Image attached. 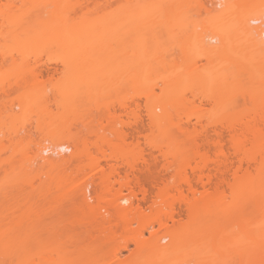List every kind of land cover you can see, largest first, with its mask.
<instances>
[{
    "label": "rangeland",
    "instance_id": "1",
    "mask_svg": "<svg viewBox=\"0 0 264 264\" xmlns=\"http://www.w3.org/2000/svg\"><path fill=\"white\" fill-rule=\"evenodd\" d=\"M211 1L214 2L0 0V87H7L5 94L0 91V207H8L10 211V216L4 217L0 208L1 221L17 222L23 197L36 187L40 186L38 189L41 190L48 184L50 174L73 170L74 166L66 169L64 165V159L75 148L73 144H77L70 139V134H75L78 141L79 138L80 141L87 138L85 142L93 140L94 143L98 135L114 138V133L119 132L126 136L122 143L125 148L132 150L134 155L141 153L144 156V160L139 161L131 171L125 167L118 168L108 189L100 184V177L110 171L114 160L102 161V170L87 169L83 174L78 173L67 185L59 211H50L55 202L43 212L42 236L44 241L46 239L43 247L52 243L55 244L51 246L64 244L60 247L64 255L62 259H57L56 264H106L107 256L111 255L107 254V250L112 248L115 253L110 264L136 259L133 243H129L126 249L121 241L114 243L115 248L108 247L105 236L99 235L100 231L102 234L106 230L109 218L121 212V206L127 211L126 231L138 234L144 245L140 257L151 264H169L170 254H164L166 259L162 260L164 255L158 250V244L170 242L166 229L187 220L185 202L176 203L180 214L175 216L174 221L166 220L167 224L162 227L157 223L148 226L138 218L164 210L162 194L167 191L176 194L172 186L177 171L197 179L199 171L186 166L182 158L190 155V160L197 161L198 158H192L191 154L200 147L201 152L207 151L208 158L212 160L228 158L232 161L217 166L211 160L212 167L204 172L212 175V181L206 184L195 181L194 190L188 189L187 185L182 186L187 201L198 200L219 188L224 199L231 202L235 176L238 174L241 177L246 168L254 170L255 163V166L250 163L249 167L244 163V168H238L237 157L240 155H236L230 146V134L237 130L241 140L247 139V150L250 151L253 147L258 150V143H261L259 150L264 153V122L247 128L250 134L246 133V128H243L244 131L240 127L231 131L225 128L226 124L222 126L224 123L218 125L216 121L215 126L214 123L210 125V121L220 118L225 121V118L236 114L249 117L256 107L253 102L264 100V53L250 51H254L257 45L252 44L246 27V18L256 15L264 0H247L232 7L229 15L223 11L220 14L212 11ZM78 3H82V10L81 7L76 10ZM227 32L229 37H225ZM211 36L216 39L210 40ZM206 95H212L210 97L214 100L207 98L199 102L198 97ZM126 99L134 100L130 106L134 111L129 112L132 111L129 109L125 114L117 102ZM157 125L161 128L155 127ZM178 128L184 130L183 135ZM251 129L262 132L258 136ZM240 131L246 133L243 138ZM60 132L64 133L63 140L70 146L69 150L38 151L41 145L52 148L53 143L59 142L55 136ZM251 135L253 138L257 135L255 138L258 139H252ZM177 137L183 139L182 142L185 140L183 146L180 140L178 148V142H175L176 146H170L178 140ZM194 139L199 144L193 142L192 145L196 146L192 151L188 147ZM217 140L223 142L220 143L224 156L219 154L215 144L214 147L212 145ZM89 142L90 151H95ZM80 143L79 148L83 145ZM253 143L256 146H251ZM166 149L176 152L180 149L177 154L181 151L186 153L184 156L176 154L178 160L173 161L172 156H164ZM61 156L65 158L62 157V160ZM45 158H50L51 162H46ZM194 164L190 161V166ZM125 178L139 179L147 190L146 194L142 196L137 192L133 195L130 190L120 189L115 181ZM120 194L128 197L129 202H121L118 199ZM49 197L47 192L39 194L38 198L46 202ZM244 211L250 219L247 221L238 216L239 222L244 221L239 225L246 233L243 239L248 235H258L261 216L258 205L252 200L244 206ZM81 212L86 218L83 224L66 221L71 215L78 218ZM60 217L62 223H55ZM8 223H3L5 228ZM29 227L27 221L10 230L20 241L23 232L30 234L25 251L35 253L34 233ZM235 228L238 229L237 226ZM69 233L74 239L70 242L67 240ZM163 235L165 240L159 239ZM81 238L85 239V252L79 243ZM18 240L15 250L19 257L25 252ZM220 246L223 244L216 248ZM222 250L227 248L223 246L219 249L224 255ZM232 255V258L228 257V251L226 261H218V264H264V251L255 244Z\"/></svg>",
    "mask_w": 264,
    "mask_h": 264
},
{
    "label": "bare ground",
    "instance_id": "2",
    "mask_svg": "<svg viewBox=\"0 0 264 264\" xmlns=\"http://www.w3.org/2000/svg\"><path fill=\"white\" fill-rule=\"evenodd\" d=\"M245 1H247V0H214V2L211 1L213 3V7H212L213 10L212 11L219 12V14L222 13V11H223V13H225V15H229L232 7L239 6ZM87 2H89V1H87ZM83 3H85V2H83ZM78 7H81L80 9L82 10L83 9L82 3L81 4L78 3L76 10L78 9ZM85 7L87 8L86 5H85ZM218 7H220V8H218ZM74 9H75V7H74ZM246 21H247L246 27L248 28V30L250 32L251 42H252V44L257 45V46H255L254 51H252L251 49H250V51L255 52L256 54L264 53V3L262 4L260 11L254 16L247 17ZM226 27L228 28L229 24H227ZM225 37H229L228 32L226 33ZM209 39L215 40L216 37L211 36ZM262 57H264V55ZM11 85L12 84H10V87H11ZM1 87H0V91L5 94L7 91V89H6L7 87L6 88L5 87L1 88ZM62 94H65V91H62ZM196 96H198V95H196ZM196 96H194V99L196 98ZM210 96H212V95H209V97H208V95H206V97L204 96V98L198 97V98H200L199 102L202 103L203 100H205L207 98L208 99L210 98L209 100H211V98L214 100V98L210 97ZM133 101L134 100H132V99H131V101H128L127 99L122 100V101L118 100L117 105L126 114V113H128L129 109H131L130 106H131V103ZM184 102H185V98H184ZM253 103H254V107L255 106L256 107L254 108L255 110H253V114L249 115V117L245 116L243 118V116H244L243 114H240V115H242V117L239 114H236L232 118L229 117L230 120L226 121V119H229L228 117L225 118V121H224V118H220L221 122L219 119H218L219 121L213 119L215 122L213 120H211L210 121L211 124L210 123H208V124L212 125L214 123V125L215 124L217 125V123H216V121H217L218 125L219 124L221 125V123H224V124H222V126L226 124L225 128H230L231 131L233 129L239 128V127L241 129L246 128L245 130L247 133V131L249 132V130L247 128H252L253 126H257L259 124V122H261L259 124V125H261V124H263L262 122H264V100L256 101V102L254 101ZM137 104H136V106H137ZM131 110L132 111H129V112L134 111L133 109H131ZM243 110H241V112ZM259 112L260 113L262 112V113L260 114ZM243 113H245V112H243ZM132 114H133V116H135V112ZM254 114H256V115L258 114V115L253 116ZM250 116H253V117H250ZM222 120L224 122H222ZM226 122L230 123V124L228 123L229 127H227ZM130 123L131 122H129L128 125ZM155 127L161 128L160 125L159 126L157 125ZM221 128H224V127H221ZM178 129H179L178 131L181 130L179 133L181 135H183L184 132L182 134V131H184V130H182L180 128H178ZM242 131H244V129ZM233 132H234V130H233ZM233 132H231V134H230V137H231L230 138V144H231L230 146L234 149V152L236 153V155L237 154H238V156L240 155L239 157H237L238 168H241L243 165L246 166L247 164H249V165H247L246 167H249L250 163L251 164L253 163V165L255 163L256 166L254 165L255 168L253 171H251L248 168L244 169L243 172L244 171L245 172L244 173L242 172L241 177H239L240 175L238 176V174L236 175V176H238L237 178L235 176L236 181H235V184H233L234 185L233 188H231L232 189L231 194L233 193L232 194L233 198H232L231 202H227L224 199V196L222 195L223 192L221 190H219V188H216L214 193L212 192V194L206 195V196H204L198 200L187 201V199L184 198V195H183L184 193L182 192V189H183L182 186L183 185H185V186L187 185L188 189L194 190L195 188L193 189V187H194L193 185H194L195 181H196V183L200 182L203 184L204 183L206 184V183L212 181V175L208 174V173L206 174V172H204L205 170L206 171L209 170V167L210 168L212 167V164H210L212 158L211 159L208 158V156H209L208 152L207 151L201 152V150L199 149L200 147H199V148L194 149L195 153H193V152H192V154L190 153L191 156L193 155L192 158L193 157L198 158L197 161L194 159L190 160L188 158V157H190V155L188 157L184 156L186 152L184 154H182V151H181V153H180V154H182L181 156H184L182 158V160L184 159L183 163L186 166H189L190 168L192 167L194 170H197V172L199 171L200 174L197 177V179H195V180L192 179V177L188 176L186 174V172H180V171L178 172L177 171L174 175V185L172 186V188H174V190L176 191V194H174L173 192L169 193L168 191L166 193L162 194L161 205L164 208V210L162 209L161 211H154L152 214L145 216V218L144 217L138 218L140 220V222L143 221L148 226H150L154 223H157L158 225H160L162 227V226L167 224L166 220L170 219V221L171 220L174 221L175 216L180 214L181 210L180 209H179L180 211L177 210L178 207L176 209V203L180 205L181 202L182 203L185 202L184 204H186L185 207L187 209V211H186L187 212V220L180 222L177 225L175 224L174 227L172 226L169 229H166V233L170 237V242L168 244H161V243L158 244V246H159L158 250H160V252H162L163 255L165 254L167 256L170 254L168 256V260H167V262H169V264H218L222 260L224 261V259L226 261V259L230 256H231L230 258H232L233 253L234 254L241 253L243 249H244V251H246L248 249V247L253 245V244H255V246L258 245L259 248L264 251V249H263L264 248V153H261L259 150L261 143H258V144H260L258 146L259 151L256 150L257 148L253 149L254 147L251 148V151L247 150V141H245L247 139H245V140L242 139L243 140L242 141L240 136L238 135L239 132L237 130H235L236 133L238 132L237 134L235 132L234 133ZM261 132H262V130L261 131H253V133L257 134V135H258V133H261ZM91 133H92V131H91ZM246 133H244V132L240 133L242 135V138H243V135ZM95 134H96V132H95ZM114 134H115L114 138H111L107 135H103V136L98 135L99 138L97 140H94V143L92 142L93 140L91 142H89L87 140L91 144V146H93L95 148L94 149L95 151H90L91 150L90 145L87 144L88 142H85L87 138L86 139L82 138L84 143H86V144H84L83 141H80V138H79V141L81 143L78 141V137H76L75 134H72V135L70 134V139L72 141H75L77 144H73L75 148L69 155H67L68 156L67 159L64 157L65 155L61 156V158L62 157L65 158L64 159L65 160V162H64L65 168L67 169L71 166H74L73 170L69 169V170H71L69 172L68 169L66 170L64 168L68 172H62V173L56 172V173H58L57 175L50 174L47 178L49 181V182H47L48 184H46L47 187L45 188L46 185L42 187V188H45V190H43L42 188H41V190L38 189V188H40V186H39V187H36L37 189H34L33 191L31 190V192L28 196L23 197V199L21 200V204H20L21 215L20 216L18 215L19 217L17 216L19 219H17V220H15L16 218L13 219L17 222L6 220V219H2V221H1V219H0V264H8V263L9 264H56V261H58L61 257H63L64 254L61 253L62 248L60 249V247H62L64 244L61 243L62 246L60 244H57L56 246H51V245L55 244V243H52L51 245H49V247L48 246L43 247V244L46 241V239H45V241L43 240L44 237L42 236L43 235L42 234V228H43L42 223H43V219H44L43 218L44 217L43 212L46 209L52 207L53 206L52 204L55 202H56V204H54V207L50 211H52L54 213L59 211V208L61 206V199H63L66 187L73 180V177L77 176L78 173L83 174V173H85V171L87 169H89L90 171H95L97 169L102 170L101 169V167H102L101 162L102 161L106 162L108 160H111V161L114 160L115 162L113 165L111 164L110 171L107 173H102L101 174L102 176L100 177V184L102 186L107 187V189H108V185H110V184H112V182H114L112 177L114 176L115 173L118 172L117 171L118 168H120V167L124 168L125 167L131 171L135 168L136 164L139 161L142 162L144 160V158H143L144 156H142L141 153L137 154L138 155V157H137V155L133 154L132 150H130L129 148H125V146H123L122 143L125 141L124 138L126 136L120 135L121 133L119 134V132H118V134L117 133H114ZM257 135H254V138H255V136L257 137ZM237 136H239L240 139L237 138ZM55 138L59 139L60 141L59 142L56 141L55 143H53L54 145L52 148L48 145H41L40 147H38V151L40 153H43V152H48L50 149L51 150L54 149L53 152L57 151L55 149H59L60 151H65V150L70 149V146H68V143L63 140V138H64L63 132L58 133V135H56ZM194 138H195V136H194ZM254 138L252 136V139H254ZM174 139H176V138H174ZM255 139L257 140L258 138H255ZM179 140L183 146V143L185 140L182 142L183 139L181 140L179 138H178V140L177 139L174 140V142L170 146H172L173 144L175 145L178 142V144H176V145H178L177 146V148H178L180 146ZM250 140H251V138H250ZM193 142L196 143L195 139H194V141H192V143L189 142V144L192 146V148H191V146L188 147L192 151H194L193 146L195 147L196 144H199V143H196L195 145H192V144H194ZM220 142L223 143L222 141L217 140L216 143L214 142V143H212V145L214 147V144H215V148H217L216 150L219 152V154H221V155L223 154V156H224L223 148H222V145ZM245 142H246V145L244 144ZM248 142L252 143V141H249V140H248ZM79 143H80V145L83 144L81 146V148H79ZM254 143L251 146H253ZM149 145H151V144H149ZM152 146L156 148L157 145L152 144ZM248 146H249V144H248ZM254 146H256V145H254ZM167 147H169V146H167ZM105 148H107L108 152L105 150ZM157 148L159 149L160 146L158 145ZM180 149H179V151H177L178 153L180 152ZM190 150H188V152ZM162 151L163 150H161V152ZM166 151H167V153H165ZM96 152H99V154L98 153L96 154ZM165 152H164V154H166V155H164V156H166V157L172 156L171 159L173 161L176 160V158H177L176 150L175 151L174 150L168 151V149H166ZM180 154H177V155L179 156ZM140 155L142 157H139ZM63 158H62V160H63ZM49 159H46L47 160L46 162H51V160H49ZM171 161H169V162L174 164V162H171ZM190 161H194V163H195L194 166H190ZM229 161H230V163L232 162L228 158H225V160H220V159H213L212 160L213 164L215 163L217 166H220L221 164L227 165V163H229ZM185 165H184V169L186 168ZM244 166H243V168H244ZM25 182H27V179ZM115 182H117L119 184L120 189L124 188V189L130 190L133 193V195H135L137 192L142 194V196H144L146 194L147 190L144 186H142V183H140L139 179L125 178L123 180H116ZM32 185H33V183H32ZM136 186H138V188ZM133 188H136V190L135 189L133 190ZM53 189H55V190H53ZM107 189H103V190H107ZM47 192L49 193L50 197L48 199H46V202L40 201L38 198L39 194L43 195ZM118 199L123 203L129 202V198L124 196L123 194H120L118 196ZM250 200H252L254 202V204L256 203L260 209L261 216H260V219L258 221V231L259 232H258V235H256V236H253V235L249 236L248 235V236H246L245 239H243L242 237L244 235H246V233H245L243 227H241L239 225L241 223H243L244 221L239 222L238 216L245 218V220H247V221H248V219H250L247 216L246 211H244V206H246ZM18 207H19V205L17 206V208ZM0 208H2V207H0ZM124 210H125V207L121 206V212L116 214L118 216L115 215L114 218L113 217L109 218L108 223H107L108 225L105 226L106 230H105V228L104 229L102 228L101 230H103V231L105 230V231L102 234H101L102 231H100L99 235L105 236L106 239H104V240L107 241L108 247H112L113 245L115 246V244L119 241L123 242V248H125V249L129 243H133L136 246V253H135V254H137L136 259L134 258V259L130 260V262L117 261V262H114V264H148L149 262H148V260H146V258L142 259V257H140V255L142 256L144 245H143L139 235L138 234L132 235L133 233H131V232L129 233L128 230L126 231V229H125V227H126L125 223L127 222V220L125 221V219H127L126 218L127 217V214H126L127 211H124ZM0 211H1V209H0ZM2 212L4 214V217H6L7 215H8V217L10 216V211H9L8 207L6 209H3ZM83 212H81L82 214H80V216L78 218H76L72 215L69 216L66 219V221H68L70 224H73L74 222H78V223L83 224L85 222V219H86L85 214ZM3 220H4V222L9 221V223H8L9 226L5 225L7 228L4 227ZM27 221H28L29 226H30L29 229L31 230V232L33 231L32 234L34 233L33 238L35 239L34 243L36 244V252L35 253H33V252L29 253L32 250L25 251V245L26 244L28 245V243H29L28 236H30V234H26L25 232H23L22 237L19 238V239L22 238L21 241L18 239L17 240L20 241L22 248H23L25 253L18 257L16 255V250H15L16 249L15 245H16L17 240L15 239L14 234H12L13 230L11 231L10 229H12L14 226L15 227L16 226L17 227L22 226L23 223L27 222ZM55 223L61 224L62 223L61 217H60V220L58 222H55ZM124 224H125V227H124ZM235 226H237L238 229H236ZM54 228L51 227V229H54ZM14 230H15V228H14ZM15 233H16V231H15ZM67 237H68L67 240L69 242L71 239L74 240L72 238L71 233H69L67 235ZM165 238H166L165 235L159 236V239H161V240H165ZM84 240L85 239H82V238L79 239V243H81V248H82L83 252H85V249L87 247V246L85 247V244H84L85 241ZM57 242L60 243V241L58 239H57ZM61 242H63V241L61 240ZM222 244H223L224 248H227L226 251H223V250L221 251L224 253V255L219 252V249L220 250L223 249V246L216 248L217 246L222 245ZM228 248L230 250H228ZM108 249H110V248H108ZM110 251H112V253H113L114 252L113 248ZM110 251L107 250V254L109 255V253H110L111 255H109V256L106 255L107 258H109L108 260H106V262H105L106 264H110L111 262H113L111 260H113V255L115 252L112 254ZM228 251H229V256L227 257L226 255H228ZM165 255H164V257H165ZM164 257L162 258V260L166 259V257L165 258ZM62 261H65V260H62ZM218 261H220V262H218ZM223 261H222V263H223ZM60 263H61V261H60ZM149 264H151V263H149Z\"/></svg>",
    "mask_w": 264,
    "mask_h": 264
}]
</instances>
